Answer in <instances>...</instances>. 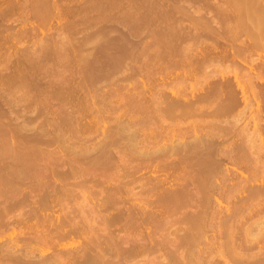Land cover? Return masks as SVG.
<instances>
[{
    "label": "rangeland",
    "instance_id": "1",
    "mask_svg": "<svg viewBox=\"0 0 264 264\" xmlns=\"http://www.w3.org/2000/svg\"><path fill=\"white\" fill-rule=\"evenodd\" d=\"M249 1L0 0V264H264Z\"/></svg>",
    "mask_w": 264,
    "mask_h": 264
},
{
    "label": "bare ground",
    "instance_id": "2",
    "mask_svg": "<svg viewBox=\"0 0 264 264\" xmlns=\"http://www.w3.org/2000/svg\"><path fill=\"white\" fill-rule=\"evenodd\" d=\"M250 1H251V0H250ZM250 1H249V2H250ZM252 1H253V0H252ZM250 5H251V4H250ZM243 6H244V5H243ZM251 6H252V5H251ZM250 8H251V7H250ZM244 9H245V8H244ZM262 16H263V14H262ZM262 16H261V17H262ZM262 18L264 19V16H263ZM262 18H261V19H262ZM259 19H260V17H259ZM263 19H262V20H263ZM262 20H259V22H258L259 26L262 25V23H261V22H263ZM257 21H258V20H257ZM260 21H261V22H260ZM261 27H262V26H261ZM261 27H260V28H261ZM8 151H9V150H8ZM21 240H22V239H21ZM20 248H21V247H20ZM1 252H2V251H1ZM28 253H29V252H28ZM133 253H134V252H133ZM185 253H186V252H185ZM1 255H2V254H1ZM6 255H7V254H6ZM2 256H3V255H2ZM93 256H94V255H93ZM127 256H128V255H127ZM9 257H10V256H9ZM16 258H17V257H16ZM96 258H97V257H96ZM86 259H87V258H86ZM43 261H44V260H43ZM16 263H17V262H16ZM56 263H57V262H56Z\"/></svg>",
    "mask_w": 264,
    "mask_h": 264
}]
</instances>
